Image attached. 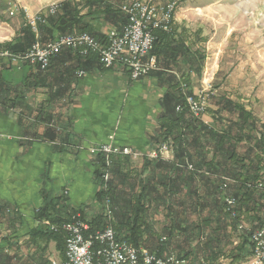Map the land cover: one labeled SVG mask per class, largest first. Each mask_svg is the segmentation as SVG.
I'll return each instance as SVG.
<instances>
[{
    "label": "crops",
    "instance_id": "obj_1",
    "mask_svg": "<svg viewBox=\"0 0 264 264\" xmlns=\"http://www.w3.org/2000/svg\"><path fill=\"white\" fill-rule=\"evenodd\" d=\"M10 1L15 7L14 17L23 13L25 20L20 17L22 23L15 26L0 20V44L17 39L22 26L31 17L47 14L50 6L67 0ZM104 1L115 5L117 0ZM87 13L88 9L84 8L82 15ZM176 15L174 35L159 46L157 71L140 80L133 81L120 62L104 68L98 55L79 61L67 48L43 72L37 71L27 61L2 60L0 264H45L49 259L50 262L62 261L56 244L41 237H32V231L44 228L43 221H68L74 213L84 215L90 221L103 212L104 206L97 196L100 190L96 176L98 157L91 150L109 143L139 152L155 149L159 145L161 101L168 87L173 81H190L193 94L200 93L205 69L201 60L191 58V55L198 53L202 56L199 51L202 44L192 41L193 30ZM87 21L103 35L111 32L121 34L125 27L121 20L110 22L101 14ZM177 46L182 51L178 48L172 52ZM187 47L191 52L186 55ZM205 116L201 119L214 125L213 119L209 123ZM148 161L152 160H133L130 173L139 175L137 182L147 181L149 177L155 182L171 178L170 171L157 169V163L152 161L148 164ZM128 170L126 167L124 172L128 173ZM178 181L183 183L186 180L181 178ZM185 190L187 187L182 192ZM157 191L163 193L164 189L157 188ZM201 191L202 188L198 194L202 195ZM139 193L140 190L136 191L137 195ZM117 203L121 205L122 201ZM262 204L263 200L239 205L241 213H245V229L244 235L236 240L238 253L231 260L232 264H249L252 255L250 234L264 222ZM253 205L258 209L256 213ZM150 206L148 213L155 215L153 219L168 212L167 205ZM43 208H47L49 220H38L37 213ZM160 221L161 217L157 216L150 230L155 232L154 229L165 228L167 223L163 221L162 226H158ZM153 232L144 236L145 243L152 248L150 251L156 249L153 248L156 246ZM213 240L220 244L224 239L218 236ZM49 248L55 257H49ZM169 251L167 249L162 254ZM189 262L200 264L192 259ZM229 263L227 260L222 264Z\"/></svg>",
    "mask_w": 264,
    "mask_h": 264
},
{
    "label": "trees",
    "instance_id": "obj_2",
    "mask_svg": "<svg viewBox=\"0 0 264 264\" xmlns=\"http://www.w3.org/2000/svg\"><path fill=\"white\" fill-rule=\"evenodd\" d=\"M5 1L7 0H0V20L2 22L9 21L3 15V12L9 7ZM115 5L104 0H81L78 3L75 0L64 1L54 14L50 12L41 14L42 21L37 23L36 29L28 21L25 22L18 38L12 42L0 44V50L8 52L12 57H23L35 44L46 45L52 42L56 39V34L58 35L57 37L88 34L102 45H107L109 43L108 36L96 30L87 19H96L97 15L101 14L110 22L117 19L121 20L126 27L128 18L118 8L120 5L117 3ZM84 8L88 9V13L82 15ZM20 17L24 19L25 16L22 13ZM173 29L169 33L161 31L155 33L156 41L150 54L157 58L158 67L160 64L158 55L159 46L161 42L167 41L174 35ZM178 48L181 50V47L177 46L172 52H175ZM69 51L79 61L84 59L89 60L98 55L91 53L83 57L71 49ZM167 51L168 49L164 53ZM190 52L191 49L187 47L185 54H190ZM60 53L53 59L57 58ZM191 58H196L198 61L201 60L204 68L206 59L204 55L200 56L198 53L197 55L192 54ZM53 59H51V62ZM8 61L13 60L8 59ZM48 67L41 69L39 66H35L37 71L40 72L47 71ZM156 71H152L148 75ZM0 87H2L1 82ZM189 96H194L190 81H173L161 101L162 113L159 116V136L157 142L159 145L165 142H170L173 145L174 160L171 163L160 160L152 161L157 163V169L162 168L170 171L172 173L171 178L168 180L160 179L155 182L149 177L147 181L143 180L141 182H135L134 185H129L134 191L135 189L137 191L140 190L138 195L131 193L132 191L126 192L129 177L124 172V169L131 166L132 159L126 156L114 157L112 159V175L108 185L109 189L104 190L100 188L97 194L102 206H104L103 202L106 198L111 200L114 219L109 223L105 220L103 213H101L92 220L87 221L81 215V219L90 226L88 234L102 231L111 224L117 234V238L128 240L138 248L145 247L150 250L152 248L144 241V236L148 235L150 231L153 232L150 230L152 228L151 222L149 218L147 219L149 217V206L153 204H164L167 205L166 209L168 212L160 215L161 219L167 223L163 231H168L170 240L181 237V239L189 241L190 233L193 229L200 228V226H194L193 228L194 222L191 223L189 221L190 218L188 215H190V211L193 213L203 211L207 207L206 202L216 200L219 193L222 195V191L220 190L222 181H220V177H226L236 181L234 183L236 184V188H233L234 192L231 193V196L238 199L239 205L241 203L245 205L247 202L256 204L257 201L263 200V204L260 207H264V192L252 187L264 178V124L261 125L254 114L247 111L242 104L234 102L231 99H222L221 102H223V105L218 111V113H221V111L229 113L231 119L226 121L225 125L219 124V121H216L214 125L206 124L201 118H196L190 112L187 105V97ZM179 107L180 109L178 110ZM152 161H148V164L152 163ZM105 162V157L100 155L96 170V176L100 186L103 185L101 174L106 167ZM185 164L193 165L195 170L188 171L179 167V165ZM214 174L221 176L217 179ZM152 178H155V176ZM181 178H184L186 181L179 183L178 180ZM198 182L201 184L202 195L198 194L201 190ZM249 184L252 186L249 187ZM136 186L137 188H135ZM184 187H187L186 192H182ZM157 188H163L164 194L158 192ZM227 191L230 192V188ZM183 194L186 197H182ZM121 201L122 204L119 205L117 202ZM253 207L256 213L258 209L255 205ZM211 212L210 214L212 215L213 213ZM223 212H225L224 208ZM224 214L228 215L226 213ZM37 217L41 221L43 219L49 220L47 208L38 211ZM238 220L239 216L235 221ZM204 221L207 222L208 219ZM64 222L67 221H51L50 224H62ZM193 234L194 231L192 232ZM33 236L41 237L47 240V242L53 241L61 255V260H66L67 234L64 231L53 232L49 227H38L32 231ZM152 237L156 241V246L153 247L156 249L151 251H158L162 254L170 244V241L168 242L167 239L168 237H166L167 242H162L163 238L160 237L159 233L153 232ZM218 249H216V252L213 251V256H210V258L217 257L216 253L219 252H217ZM189 256L188 254L185 255L188 260Z\"/></svg>",
    "mask_w": 264,
    "mask_h": 264
},
{
    "label": "rangeland",
    "instance_id": "obj_3",
    "mask_svg": "<svg viewBox=\"0 0 264 264\" xmlns=\"http://www.w3.org/2000/svg\"><path fill=\"white\" fill-rule=\"evenodd\" d=\"M131 1L133 0H117L115 2L121 5L122 3H129ZM152 1L166 4L172 0ZM177 1L180 6L179 10H177L178 12H176L177 18L182 19L193 30L191 35L193 39H191L197 44L200 41L202 50L199 51L206 57L205 70L202 77L203 81H201V84L199 83L201 85L199 92L203 91L205 87L208 91V109L205 114L206 116L204 115L206 117L205 120L210 123L211 119H213V124L219 121V124L225 125L226 121L231 119V116L227 112L221 111V113H218V111L223 105L222 99H231L234 102L242 104L247 111L254 114L261 125L264 124V0ZM5 3L9 7L3 12V15L9 21L4 23L10 26L20 25L22 22H20L21 18L18 14L15 17L10 15V12L15 8L12 2L7 0ZM99 156L96 154V157ZM133 160L135 161L136 159L131 160V166L127 168L129 169L128 173L126 171L129 177L126 192L132 191L131 193H136L137 189L134 191L129 186L134 185L138 181L137 176L139 177V175L130 173L133 167ZM112 165L111 168H108L110 174L108 185L111 180ZM106 169L107 167L103 170L101 177H103ZM214 175H216L217 179L221 176L219 174ZM235 186L236 184H230V192L226 191V195H231L234 192L233 188H236ZM100 188L104 189V186L101 185ZM223 196L224 192H222V195L219 193L216 200L213 199L214 201L206 202L207 207L201 212L197 211V213H193L190 211L188 217L191 223L194 222L192 227L194 228V226L197 227L199 225L200 228L193 229L194 234L192 235L193 231L190 233L189 241L181 239V237L170 240L168 231H162L164 228L154 229L156 233H159L161 238L168 237V242L170 241V244L166 247V250H170L168 253L176 252L184 256L188 254V256L190 255L189 259H192L194 263H199L201 259L216 264L225 263L227 260L230 261L229 264L233 263L231 260H234L235 255L238 253L239 244H236L238 243L237 239L244 235L243 230L245 227L243 230H240L239 225L245 226L243 224L245 213H241L238 210V203L239 220L237 222L232 221L228 215L224 214L226 212H223ZM105 201L103 204H105ZM110 208L112 209V203L110 204ZM210 212L213 214L211 215ZM102 213L107 222L111 223L113 221L114 218L110 220L105 209ZM154 216L149 214V217H147L151 224L160 215H156L153 219ZM82 217L87 220L84 215ZM205 219H208L209 222H205ZM162 222L163 219L157 222L159 223L158 226H162ZM164 222L166 221L164 220ZM218 236L224 239L220 240L222 241L220 244H216L213 242L214 240L212 241V238L216 239ZM217 248H219L217 250L219 252L216 253L217 257L210 258V256H213V251L216 252ZM50 250L51 248L48 251L51 254L49 257H55ZM45 264H51L50 259Z\"/></svg>",
    "mask_w": 264,
    "mask_h": 264
},
{
    "label": "built area",
    "instance_id": "obj_4",
    "mask_svg": "<svg viewBox=\"0 0 264 264\" xmlns=\"http://www.w3.org/2000/svg\"><path fill=\"white\" fill-rule=\"evenodd\" d=\"M59 7V4H54L49 7V12L54 14ZM179 7L177 0H172L166 4L152 0H133L118 7L127 16L128 23L121 34L111 32L107 35L109 40L107 45H102L88 34L60 36L46 45L35 44L23 57H12L8 52L0 51V61L4 59L27 61L32 66L46 69L51 59L56 57L63 48H69L83 57L91 53L98 54L100 63L104 68H111L114 64L120 62L133 81L140 80L150 72L158 69L157 58L150 54L156 41L155 33L159 31L169 33L172 31ZM10 15H15L14 10L10 12ZM41 21V14H38L31 17L28 23L36 29L37 23ZM81 75L82 73H79V76ZM207 92L205 87L198 95L187 97L189 110L196 118H202L207 112ZM91 151L105 157L107 169L102 177L104 190L108 189L110 175L108 168H111L112 157L126 156L132 159L174 160V148L170 142H165L157 148L145 152H139L128 147H118L112 143L102 144ZM179 167L188 171L195 170L191 164L179 165ZM221 181L225 212L232 220H236L239 216L237 211L238 200L234 196L225 193L230 184H234L236 181L225 177H222ZM248 186L251 187L252 185L249 184ZM252 187L264 192V178ZM110 204L111 200L106 198L104 209L111 220L113 219V211ZM42 223L53 232L64 231L67 234L66 260H52L51 264H190L189 260L183 255L152 252L145 247L138 248L128 240L117 238L111 224L102 231L88 234L90 226L81 219L80 214L73 215L69 221L62 224H50L47 221ZM243 228V225H239L240 230H243ZM166 241V238L162 239V242ZM250 242L252 255L249 264H264V224L251 232ZM200 264L216 263L201 259Z\"/></svg>",
    "mask_w": 264,
    "mask_h": 264
}]
</instances>
